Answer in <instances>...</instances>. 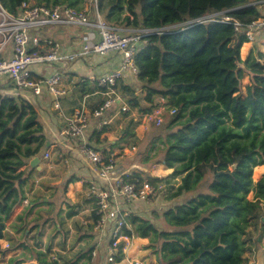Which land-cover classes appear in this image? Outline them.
I'll return each instance as SVG.
<instances>
[{"label": "trees", "instance_id": "trees-1", "mask_svg": "<svg viewBox=\"0 0 264 264\" xmlns=\"http://www.w3.org/2000/svg\"><path fill=\"white\" fill-rule=\"evenodd\" d=\"M30 2L82 10L85 0H0V5L17 16L22 5ZM263 3L264 0L96 2L97 12L105 22L124 23L132 30H160L148 35L147 43L134 56L137 82L129 79L118 82V92L124 98L128 96L126 104L129 109L136 108L140 117L150 111L152 95L176 97L175 114L158 127L150 125L158 130L151 137L146 153L136 152L134 156L138 155L144 165L157 158L154 163L172 168L171 176L180 182L167 199L181 200L159 214L153 212L151 218L128 214L125 221L132 228L122 229L129 239L133 236L147 239V247L160 264L174 253L184 257L178 264H248L254 251L252 234L257 231L258 221L264 218L260 215L264 175L254 185L252 182L253 169L264 164V88L253 78L242 84L249 71L242 65L240 49L248 42L243 29L247 23L262 18L259 7ZM210 13L222 14L214 21L197 22ZM223 16L229 20L224 21ZM136 88L142 96L135 93ZM10 90V80L0 77V239L10 215L25 198L24 187L33 171L30 167L27 171L18 168L45 145L37 109L20 94L10 96ZM115 106L120 104L116 102ZM133 124L134 120H129L121 139L133 136ZM91 129L89 145L96 148L101 132ZM146 170L145 167L133 170L130 177L137 180L138 186L144 179L157 183ZM77 179L68 178L65 190ZM251 191L253 198L249 199ZM47 205L48 210H41L44 213L52 210V203ZM137 209L131 207L129 213ZM91 215L89 223L97 219L93 208ZM49 219L30 225V230L39 227L40 234L32 238L38 249L43 225L55 222ZM155 222L162 226H156ZM58 226L59 223L55 233H59ZM122 246H118L115 263L121 261ZM14 247L29 251L30 259L37 264H92L96 244L80 249L63 262L48 259L47 254L24 242H17ZM101 247L104 249L105 244ZM50 249L49 241L45 251L49 254ZM99 259L109 264L103 255ZM24 261L23 254L10 258L6 264Z\"/></svg>", "mask_w": 264, "mask_h": 264}, {"label": "built area", "instance_id": "built-area-1", "mask_svg": "<svg viewBox=\"0 0 264 264\" xmlns=\"http://www.w3.org/2000/svg\"><path fill=\"white\" fill-rule=\"evenodd\" d=\"M97 0H85L82 10L60 6H38L33 3L23 4L17 16L9 14L0 5V77L9 79L11 95H23L40 99L48 95L58 99L65 96L60 88L62 74L58 68L82 56L105 57L118 54L117 62L112 70L103 74L93 73L85 80L101 89L106 96L92 111L75 110L67 119L62 135L76 142L79 154L91 167L96 182L90 183L87 192L93 200V210L97 219L90 223L91 231L107 237L102 254L107 263H114L118 255L119 244L129 240L122 232L126 227V217L131 207L146 203L149 196L158 194L157 183L144 179L137 185V180L130 177L131 172H123L120 163L130 151L115 149L110 145L92 147L89 145L87 132L94 127L102 130L112 120L110 113L117 102L119 112L130 111L125 98L118 92V82L132 80L137 75L134 63L135 54L147 43V36L159 33L160 30L139 29L124 30L114 22H105L97 12ZM93 5L92 10L90 6ZM222 13L206 14L197 22L214 21ZM224 21L229 18L223 16ZM78 27L84 30H95L94 37L83 43L82 48L74 53H61L60 45L40 37L33 32L43 27ZM239 24L235 23L238 29ZM264 28V14L257 21L247 23L243 32L248 41H253L255 32ZM9 51V53H8ZM57 67L46 74L44 70ZM171 98L154 94L151 96V109L140 117L144 125L155 127L164 123L165 118L175 114V103ZM59 109L58 102L54 104ZM49 157L45 152L43 159ZM129 179L131 181H129ZM99 246L98 249H100ZM97 248L92 252L96 257ZM130 264H143L133 260Z\"/></svg>", "mask_w": 264, "mask_h": 264}, {"label": "rangeland", "instance_id": "rangeland-1", "mask_svg": "<svg viewBox=\"0 0 264 264\" xmlns=\"http://www.w3.org/2000/svg\"><path fill=\"white\" fill-rule=\"evenodd\" d=\"M33 3V2H31ZM259 10L261 11L262 14H264V3L263 6L259 7ZM211 14V13H210ZM102 18V17H101ZM66 27V26H65ZM117 27L119 28H127V26L124 23H119L117 24ZM70 31L75 30L74 28L78 27H68ZM67 29V28H66ZM132 30V29H131ZM251 42V41H249ZM246 49L243 47L240 49V53L242 57L245 56L246 54ZM255 58V57H253ZM247 59H250V52L247 55ZM242 60V65L246 68V65L243 63ZM250 64V63H249ZM248 71L250 70L249 68ZM77 83L79 82V78H76L74 76ZM249 79H252V72L249 71L248 73ZM246 79V81H245ZM243 83L248 81V78H245ZM134 83L137 82L136 77L133 78ZM67 81V78L65 74H62L61 82H60V87L64 85ZM81 85V84H80ZM138 88V86H136ZM135 89V93L137 95H143L141 94L140 90ZM96 90V88H95ZM24 98H26L28 101H30L35 107V101L33 98L27 97L25 94L22 95ZM97 96L101 95H93L91 98L93 102L90 104V107H93L96 104H99L101 101H104L105 98L101 99ZM126 100H128V96L125 98V103ZM60 104L59 109H53L52 111L54 114L58 117L59 114H69L72 109L75 108H80L82 106V96L78 95V97L74 94H72V99L68 100L67 98H60L58 100ZM127 105V104H126ZM128 106V105H127ZM52 107H53V102H52ZM119 108L114 109L115 116L111 120V122L105 126L102 130L98 131L101 132L98 135V145L97 146H103V145H110L115 149H125V151H129L126 149H130L132 146H136L135 151H130L128 155L126 156L125 159H131L136 152L145 154L147 149H148V144L151 139V137L155 134V132L158 129H154L153 126L150 125H144L140 122V115L139 112L136 108L131 107L130 112L128 113H121L119 112ZM45 115H47L45 118H42L41 115L39 116L40 121L43 123V125H46L51 132L54 131L55 134L58 131H61L63 128V119L60 118L61 124L58 127L57 130L51 125L48 124L51 120V115L46 112ZM70 115V114H69ZM62 117V116H61ZM134 120V124L131 126L133 128V136H127L125 139H121L123 131L129 124V120ZM168 117L165 118L164 123L167 121ZM57 121V120H56ZM46 127V128H47ZM48 130V129H47ZM68 141V140H67ZM69 141L67 142V147H63L60 145V143L53 142L49 145H44L43 148L35 155V156H40L42 152L48 151L49 152V157L46 158L45 160H42L43 165L41 169L38 172L33 173L31 176V179L28 181L27 185L24 188V197L27 196L29 200H32L34 203L33 207L35 206H40L37 210V213L34 218L39 217V221L32 220L33 217L31 218V215L28 217L29 222H25L24 224V230L21 234V236L26 234H29L28 237L23 241L25 238H20L19 240H14L17 244V242H25L32 248H34L35 251L42 252L43 254H47L48 259H57L59 262H63L64 260H68L71 257H73L80 249H84L87 247H90L92 244H96V248L98 251L96 254V257L92 261V264H104L102 259H99L100 256L104 253L103 248L100 245H104L105 241L104 239L99 240L100 235L97 237L95 233H98L96 231H92L91 233L89 231V222L92 220V215L91 211L92 208H89L88 203L89 200L87 199L86 194H82V197H80V194L77 196L79 198V202L76 203L78 206L79 211H74L68 210L66 211L65 208L69 206V197L67 196V192L65 190V181L70 178L72 175L71 171V163L70 161H75V157H73L70 150L69 146ZM34 156V157H35ZM157 159V158H156ZM154 159L148 164H142L140 161V158L138 155L134 156V158L130 161L124 160L123 162L120 163L121 170L123 172H133V170L139 167H145L147 168L146 172L149 176H152L157 179V185H158V194L156 196H149L146 201V203L143 204H137L138 209L134 212H130L129 214H139V216L146 217V218H151L153 212L154 213H161L162 211L168 209L172 205H174L176 202L180 201L181 198L179 199H173L169 200L167 199L168 196L170 195L171 192H173V189L179 184L180 179L179 178H174L171 176L172 174V168H166L164 165L159 164V163H154L156 160ZM67 160L68 162L65 163L64 161ZM81 162L80 160H77ZM39 164H37L38 166ZM255 170V171H254ZM254 174V177H253ZM260 173L254 168L253 173H252V182L253 185L259 181L260 179ZM33 180V181H32ZM32 181V182H31ZM93 182H96L93 181ZM67 189V188H66ZM65 190V191H64ZM26 193V196H25ZM89 196V195H88ZM249 199L253 198V191H251L248 195ZM46 199L48 202L52 203V210L50 213H44L41 210H48L49 205H41ZM76 200V199H75ZM46 201V202H47ZM78 199L76 200V202ZM80 204V205H78ZM260 215L264 217V201L260 205ZM141 208V209H140ZM13 213L10 215L9 219L12 217ZM132 216V215H131ZM51 218L55 222L52 223H45L40 230L41 236L39 241L41 242L40 248H36L34 245V240L32 239L34 235L40 234L38 233L39 227H35L34 229L30 230V225L32 222H34V226L36 223L41 224L42 222H48ZM61 218V219H59ZM8 219V220H9ZM7 220V221H8ZM258 228L255 233L252 234L255 244H254V251L252 252L250 256V261L248 264H253L255 260V245H256V240L257 237L260 234V227L262 226V219L258 221ZM59 223L58 232L55 233V226L56 224ZM156 226L161 227L162 225L160 222H155ZM8 223L6 222V229H7ZM126 228H132V226L129 223H126ZM10 229V227H9ZM93 233V234H92ZM92 237H91V236ZM18 239V238H17ZM263 239H264V230H263V235L261 239V243L263 244ZM51 242V249L50 253L48 254L45 251V246ZM3 244V243H2ZM1 244V245H2ZM5 244V245H4ZM4 249L0 248V264H6L10 258H13L12 256L14 253L17 252L15 257H19L21 255H25V261L23 263L25 264H37L36 261L30 259V252L25 251L23 247H19L17 249L18 251H11V252H5L1 253L3 250L6 249H13L15 248V244H6L4 243ZM149 242L147 239H140L136 236H133L130 241H128V244L126 243L127 251L125 257H128L129 259L126 260L123 258L122 264H128V261L131 260H137L142 262L143 264H160L157 260L156 255L152 252L151 249H149L148 246ZM14 252V253H12ZM12 256V257H10ZM9 257V259H8ZM33 261V262H32ZM164 262H162L163 264ZM106 264V263H105ZM109 264H115L114 263H109ZM165 264V263H164Z\"/></svg>", "mask_w": 264, "mask_h": 264}, {"label": "crops", "instance_id": "crops-1", "mask_svg": "<svg viewBox=\"0 0 264 264\" xmlns=\"http://www.w3.org/2000/svg\"><path fill=\"white\" fill-rule=\"evenodd\" d=\"M74 29L75 30L70 31V29L68 27H65V26H57V27L46 26V27H43L41 29H38L37 32L36 31H33V32L39 34L40 37L43 39L51 40V41L59 44L61 47L60 48L61 53H74V52L79 51L80 48H82V45L85 41L92 39V37H94V34H92V33H95V30H84L82 28H74ZM122 29H124V28H122ZM124 30H131V29L125 28ZM243 47L247 51L244 57H242V55L240 53V57H241V59H243V63L246 65V68H249L250 69L249 71L252 72L253 80L264 88V28L257 30L255 32L254 40L251 42L248 41V42L244 43L241 48H243ZM249 52H250V59H247V55ZM8 53H9V51H8ZM118 57H119L118 54H116V55L111 54L109 56H105V57L101 56V57H95V58L88 57V56H82V57H78V58L74 59L73 61L67 63L64 67L58 68L60 70L61 74H65V76L67 78L66 83L60 87L61 89H63L65 91L64 98L71 100L72 94L73 95L75 94L77 97H78V95L82 96V101H83L82 106L80 108L72 109L69 113L70 115L75 110L92 111L95 107H97L102 101L99 104H96L93 107H90V104H92L91 102H93L92 100H94L93 98H91L93 95L99 94L101 96H97V97H99L100 99H101V97H102V99L106 98V96L104 95V93L102 92L101 89L97 88L92 83L87 82L85 80V78L89 74H93V73L103 74L104 72L112 70V68H114L116 65ZM253 57H255V58H253ZM54 69H57V67L53 66V68L46 69V70H44V72L46 74H48V72H52ZM74 76H76V78H79L78 83H77ZM245 78H248V81L243 83ZM126 81L127 80H123V82H126ZM131 81L134 83V80H130V82ZM245 81H246V79H245ZM249 81H250V79H249L248 75H245L242 79V84L245 85V84L249 83ZM95 88H96V90H95ZM170 98H171V102H170L171 104L176 103V97L170 96ZM59 99L60 98L54 100V98H52L48 95H43L40 99H35V98L33 99L35 101V104H36L35 108L37 109L39 116L41 115L42 118H45L47 116V115H45L46 112H48L52 116L51 120H50V122H48V124L53 126L55 128V130H57L58 127L60 126V124L62 123L60 118H62L64 121L62 130L58 131L56 134L54 131L51 132V130L46 125H43V123L41 122L43 125L44 134H45V145H49L53 142H57V143H60L61 146L67 147V142L69 141L70 142L69 143L70 150H72L71 153H72L73 157H75V161H70L71 171L73 173L72 175H74L78 179L76 181L68 184V186H67L66 192H67V196L69 197V200H67V201L70 204L67 208H65V210L66 211H68V210L74 211L76 209V211H79L76 203H78L80 201L79 198L82 197V194H84V195L86 194L87 199L89 200L88 206H89V208H92V201L90 200V198L88 196L87 189H88L90 183H92L93 181L96 180V177L91 173V167L88 164V162H86V160H84L82 158V156L79 154V152L76 148V144H74L75 141L72 142L71 140H68L67 138H65L62 135L64 128L66 126L67 119L70 117V115L69 114H62V115L59 114L60 117H58L54 114V112L52 111V108L55 109L54 104H55V102H58ZM52 102H53V107H52ZM58 105L60 108L59 102H58ZM117 108H119V107L113 106V108L110 112L113 115L112 119L115 116L114 109H117ZM119 110H120V108H119ZM118 113H119V111H118ZM91 132H92V129L90 128L87 132L88 138L92 134ZM45 152H48V151L42 152V154L40 156H35V157L39 158V162L37 163V164H39L38 166L36 164V166L34 168H31L29 166V162H30L29 161L27 164L20 166L18 168V170L27 171L28 168L30 167L33 170L31 173V176H32L33 173L38 172L41 169V167L43 165L42 160H45V159H43V155ZM77 160H80L81 162H79ZM64 162L67 163L68 161L65 160ZM255 169L260 173V176H261L260 179H261L264 175V164L263 165H257L255 167ZM79 194H80V197L77 198V196ZM25 196H26V193H25ZM75 199L76 200L78 199V201L76 202ZM43 201H45V202L42 204L47 205L48 201L46 199H44ZM33 205H34V203L32 202V200H29L26 196L24 198V200L21 202V204L18 205L14 209L12 217L7 221L8 226H7V229L5 231L4 237L2 239H0V248L4 249L3 248L5 245L4 243L10 244V245L13 243L15 244L16 242H14V240L16 241V240H19L20 238L25 237L23 239V241H24L26 239V237L29 236L30 233L29 234L25 233L24 236H21V234L24 230L25 222H29L28 220H30L32 217L34 219V217L37 213V210L40 207L38 205V206H35L34 208H32ZM78 205H80V204H78ZM70 206H73V208ZM30 215H31V218L28 219V217ZM18 216H22L23 219L22 220L17 219ZM262 219H264V218H262ZM9 227H10V229H9ZM95 234L97 237L99 236L98 233H95ZM102 239H104V241H105L104 244H106L107 243V237L100 235L99 240H102ZM128 241H130V239L127 240L126 242L122 241L120 243L123 245L122 246V257H121V261L116 262L115 264H122V262L124 260L123 258H125L126 260L129 259L128 257H125L126 251H127L126 243L128 244ZM24 244H26V243L24 242ZM26 245H28V244H26ZM17 249H19V247H16L13 249H6V250H3L1 253L11 252V251L15 252V251H18ZM14 252H12V253H14ZM16 254H17V252L14 253L12 256L15 257ZM12 256H10V257H12ZM8 259H9V257H8ZM183 259H184V257L181 253H174V254H168L164 258L163 261L165 264H178V263L182 262ZM132 261L133 260L128 261V264H130ZM21 264H25V263H21Z\"/></svg>", "mask_w": 264, "mask_h": 264}, {"label": "water", "instance_id": "water-1", "mask_svg": "<svg viewBox=\"0 0 264 264\" xmlns=\"http://www.w3.org/2000/svg\"><path fill=\"white\" fill-rule=\"evenodd\" d=\"M38 162H39V158L33 157L29 162V166L31 168H34ZM231 168H234V166H232ZM263 230H264V219H262V226L260 228V234L256 240L255 260L253 264H264V239H263V244L261 243Z\"/></svg>", "mask_w": 264, "mask_h": 264}]
</instances>
